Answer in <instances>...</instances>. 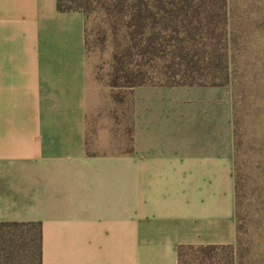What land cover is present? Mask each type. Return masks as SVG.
<instances>
[{"label":"crops","instance_id":"obj_1","mask_svg":"<svg viewBox=\"0 0 264 264\" xmlns=\"http://www.w3.org/2000/svg\"><path fill=\"white\" fill-rule=\"evenodd\" d=\"M132 152L92 154L85 18L0 0V221L40 222L41 264H177L236 240L228 86H138Z\"/></svg>","mask_w":264,"mask_h":264},{"label":"trees","instance_id":"obj_2","mask_svg":"<svg viewBox=\"0 0 264 264\" xmlns=\"http://www.w3.org/2000/svg\"><path fill=\"white\" fill-rule=\"evenodd\" d=\"M56 9L83 13L86 54L92 44L109 46L106 84L113 91L229 84L228 0H56ZM131 142L130 128L127 153ZM232 247L180 245L177 264H222L218 251ZM0 264H41L40 222L0 221Z\"/></svg>","mask_w":264,"mask_h":264},{"label":"rangeland","instance_id":"obj_3","mask_svg":"<svg viewBox=\"0 0 264 264\" xmlns=\"http://www.w3.org/2000/svg\"><path fill=\"white\" fill-rule=\"evenodd\" d=\"M228 7L234 38L227 86L232 102L238 232L232 249L218 253L222 264H264V0H228ZM93 27L89 19L88 30ZM110 58L109 46L102 49L92 44L86 54L92 154L129 148L131 96L107 86Z\"/></svg>","mask_w":264,"mask_h":264}]
</instances>
